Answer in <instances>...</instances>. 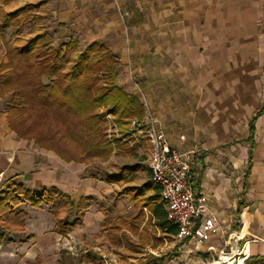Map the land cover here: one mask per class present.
Wrapping results in <instances>:
<instances>
[{"label": "crops", "instance_id": "obj_1", "mask_svg": "<svg viewBox=\"0 0 264 264\" xmlns=\"http://www.w3.org/2000/svg\"><path fill=\"white\" fill-rule=\"evenodd\" d=\"M9 1L0 9L30 3L66 40L110 49L116 83L140 100L143 118L156 116L172 147L193 151L191 179L219 229L201 245L178 240L137 153L120 148L90 172L19 137L0 98V189L13 179L66 193L62 227L52 202L19 204L23 223L0 227V264H100L103 248L131 255L114 264L158 262L167 239L210 255L247 250L244 264H264V0Z\"/></svg>", "mask_w": 264, "mask_h": 264}, {"label": "trees", "instance_id": "obj_2", "mask_svg": "<svg viewBox=\"0 0 264 264\" xmlns=\"http://www.w3.org/2000/svg\"><path fill=\"white\" fill-rule=\"evenodd\" d=\"M29 7L27 3L11 11L0 9V38L6 39V28L16 27L17 33L26 24L29 13H24ZM41 36L38 33L15 46L6 42L8 60L0 62V98L9 99L10 127L66 162L108 159L114 145L104 130L105 113L113 114L122 126L132 116L143 117L142 103L117 85V59L104 44L91 42L70 59L68 50L78 47L75 39L41 45ZM64 199L66 194L55 187L37 192L10 179L0 189V227L12 230L23 223L24 211L17 206L24 201L34 206L52 202L56 208L65 204Z\"/></svg>", "mask_w": 264, "mask_h": 264}, {"label": "built area", "instance_id": "obj_3", "mask_svg": "<svg viewBox=\"0 0 264 264\" xmlns=\"http://www.w3.org/2000/svg\"><path fill=\"white\" fill-rule=\"evenodd\" d=\"M111 115H107L110 120ZM130 120L127 138L146 156L149 182L160 187L168 219L177 226L176 238L193 239L197 245L205 243L219 225L214 215L206 214L207 197L197 194L191 179L193 151L172 147L166 134L157 127L156 116ZM239 254L243 261L248 256L247 250Z\"/></svg>", "mask_w": 264, "mask_h": 264}, {"label": "rangeland", "instance_id": "obj_4", "mask_svg": "<svg viewBox=\"0 0 264 264\" xmlns=\"http://www.w3.org/2000/svg\"><path fill=\"white\" fill-rule=\"evenodd\" d=\"M5 4L10 6V2L9 0H4ZM33 10V9H32ZM26 13H29V16L27 17V22L25 25H23L21 28H19L17 33H14L15 28L13 27H8L4 30V34H5V40H3L2 38H0V62L1 61H7V40H10L11 45L15 46L18 44H23L25 43V41L33 36V35H37L38 33H41L42 36L40 37V40L38 42V44H43L45 42H49L51 43L53 46L55 45H60V44H64L66 42H68L69 40H66V34H65V30L60 29V27H50V25H48L47 21H46V17L41 19L40 17L37 18L36 15H40V14H35L34 12L31 11V7L28 8L27 12L24 13V15ZM23 15V16H24ZM1 19V17H0ZM73 39V38H72ZM86 45H80L78 44L77 48H70L68 50V58L72 59L76 56V52L77 50H82ZM1 106H4L6 108V112H7V116H8V108H9V99H2L1 101ZM109 113H105V120H104V130L107 134V137L109 140L112 141L113 145H114V150L113 152H117L120 148L127 150L126 152H135L137 153L140 157H142L143 161L146 160V156L141 154L140 151L138 150V148L136 147V145H133L132 142H129L128 138H127V134H128V127L130 125V119L134 118V117H138V116H132L130 118H128V122L123 124L122 126L119 125V123L116 121L115 116L111 115V120L110 118H108ZM142 118L143 117H139ZM145 120V119H144ZM113 121V122H112ZM116 123L115 127L114 124ZM39 125L41 123H38ZM111 126L113 127V129L111 130ZM118 129H117V128ZM117 129V130H116ZM110 158V157H109ZM107 159H92L89 160L87 163V168L88 171L90 172H95L97 169H100L101 167H103L104 161H106ZM65 161V160H64ZM121 161L118 160L119 164ZM146 163V161H145ZM121 165V164H120ZM147 165V163H146ZM6 185H3V188ZM60 191V190H59ZM64 193V192H63ZM66 194V193H65ZM63 201H66V199H64ZM45 203V202H43ZM66 202L65 204L63 203L62 206L60 207H56V208H52V212L56 215L57 217V224H60V227H62L64 225V221L62 219L59 218V214L62 211H66ZM19 205L17 206L18 209ZM62 224V225H61ZM14 229H17L14 226ZM13 231V229H12ZM65 233V232H64ZM59 242L61 243L59 245L60 248H58L59 250V254L62 250H66V235H62L60 236ZM166 245H165V252L164 254H162L161 256V260H159L158 262L154 259H150V257L147 255V259H144V257H141L139 259L134 260L133 263L137 264V263H143V262H154L156 261V264H214L216 259H219L223 253L219 252V253H215L213 255L210 254H206L204 252H199L196 249H194L191 245L187 246L185 244L182 245V243H179V245H177L175 241V239L169 240L167 239L166 241ZM181 244V245H180ZM136 248V247H135ZM193 248V249H192ZM103 255H102V260L103 262H101L102 264H114V262H116V259L120 260H124L123 257L124 255H126L124 253H120V255H117L115 253L110 254L108 251H106L105 248ZM77 250H74V253L77 254ZM140 252V251H139ZM148 253V251H146ZM229 251H225L224 253H227ZM231 252V251H230ZM229 254V253H228ZM112 262V263H111ZM21 264H24V261L21 260ZM76 264V263H75ZM244 264V262H243Z\"/></svg>", "mask_w": 264, "mask_h": 264}, {"label": "bare ground", "instance_id": "obj_5", "mask_svg": "<svg viewBox=\"0 0 264 264\" xmlns=\"http://www.w3.org/2000/svg\"><path fill=\"white\" fill-rule=\"evenodd\" d=\"M214 264H243V258L239 253H223L219 259L215 260Z\"/></svg>", "mask_w": 264, "mask_h": 264}]
</instances>
